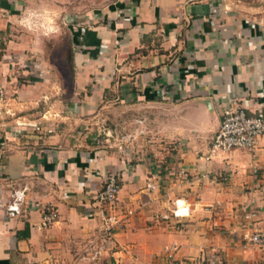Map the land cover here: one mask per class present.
Masks as SVG:
<instances>
[{
    "label": "crops",
    "instance_id": "0c3cea01",
    "mask_svg": "<svg viewBox=\"0 0 264 264\" xmlns=\"http://www.w3.org/2000/svg\"><path fill=\"white\" fill-rule=\"evenodd\" d=\"M49 48L70 92L43 89ZM25 77L42 106L21 114L32 138L0 140V264H264L246 238L264 229V137L210 154L224 107H264V0H0V86ZM110 172L132 214L106 243ZM178 198L190 215L165 219Z\"/></svg>",
    "mask_w": 264,
    "mask_h": 264
},
{
    "label": "built area",
    "instance_id": "2783aa9c",
    "mask_svg": "<svg viewBox=\"0 0 264 264\" xmlns=\"http://www.w3.org/2000/svg\"><path fill=\"white\" fill-rule=\"evenodd\" d=\"M264 137V107L255 111L233 103L224 107L221 112L219 129L211 139L210 154L229 152L235 149L253 150L258 141ZM121 189L120 179L117 173L110 172L106 175L103 187L94 197L96 209L102 221L101 237L106 243L114 235L115 230L122 225L128 214L119 202ZM23 193L20 190L14 192L13 200L9 206L10 214L20 212ZM191 213L190 205L184 198L175 200L174 208L170 214L164 215L165 219L188 217ZM58 218L57 210L48 206L44 212V226H50ZM250 244L262 250L264 253V229H256L246 236ZM105 246H100L93 251L94 257L101 254Z\"/></svg>",
    "mask_w": 264,
    "mask_h": 264
},
{
    "label": "rangeland",
    "instance_id": "374dc122",
    "mask_svg": "<svg viewBox=\"0 0 264 264\" xmlns=\"http://www.w3.org/2000/svg\"><path fill=\"white\" fill-rule=\"evenodd\" d=\"M59 44H62L63 46V44H65V41L62 40ZM43 55L46 56L48 59H53L57 63V66L53 65L47 67L46 69L42 67L41 71L46 70V74L53 73L54 76H56V78L54 77V79L51 80V82L48 83L46 86H44L43 89L46 91H50L52 89L55 90L56 88L58 91L70 92L72 90L70 76L73 73L72 72L73 69L69 67L66 61H63L67 58L66 52L64 50L52 51L49 48L48 50H46V52H43ZM28 60L35 61L37 59L30 58ZM15 61L18 62V66L16 65V68L14 67L15 68L14 72L19 68L20 65L25 64V61H22L18 58L15 59ZM30 63L31 62H29L28 64L30 65ZM22 70L23 69L21 68V71ZM60 77L64 79V82L63 80L59 82L61 79ZM28 79L29 78L25 77L23 82H21L22 84L11 86L8 90L0 86V140H4L6 138L8 140L10 139L14 140L20 137L32 138V136L34 135V131L32 129L31 130L24 129L26 127V124L22 122V120L25 119L23 118L24 116H22L21 114L27 110H30L31 108L40 107L42 105L40 103L41 99L38 98L23 99L21 97L23 96L21 95V92L27 89H25L24 87V90H20V88H22L24 85L29 84ZM56 82H58V84H54ZM40 89H37L36 91ZM87 91H89V88L86 89V92ZM156 111L157 112L153 114L152 129L155 130L153 135H157V137H159L161 135V129H160V122L157 120L161 119L162 116H160L161 115L160 109H156ZM20 126H23V128L21 127L22 129H20ZM112 136L111 137L113 140L117 138L116 134Z\"/></svg>",
    "mask_w": 264,
    "mask_h": 264
}]
</instances>
